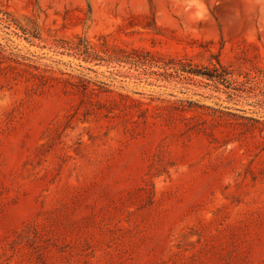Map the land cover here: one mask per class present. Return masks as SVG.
Returning <instances> with one entry per match:
<instances>
[{
    "label": "rangeland",
    "instance_id": "rangeland-1",
    "mask_svg": "<svg viewBox=\"0 0 264 264\" xmlns=\"http://www.w3.org/2000/svg\"><path fill=\"white\" fill-rule=\"evenodd\" d=\"M0 264H264V0H0Z\"/></svg>",
    "mask_w": 264,
    "mask_h": 264
},
{
    "label": "trees",
    "instance_id": "trees-1",
    "mask_svg": "<svg viewBox=\"0 0 264 264\" xmlns=\"http://www.w3.org/2000/svg\"><path fill=\"white\" fill-rule=\"evenodd\" d=\"M83 54H84V55H87V56H89V57H92V56H94V55H97V54H95V53L93 52L92 48L89 47L88 45L85 46V49H84V51H83ZM218 63H219V65H221L220 62H218ZM224 76H226V74H225V75H222V74H215V75H210V76H208V77H209L210 80H214L216 83H220V81H221L222 79H224V78H223Z\"/></svg>",
    "mask_w": 264,
    "mask_h": 264
}]
</instances>
